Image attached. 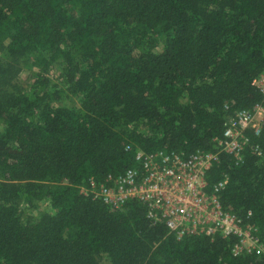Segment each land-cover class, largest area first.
Here are the masks:
<instances>
[{
    "label": "trees",
    "instance_id": "1",
    "mask_svg": "<svg viewBox=\"0 0 264 264\" xmlns=\"http://www.w3.org/2000/svg\"><path fill=\"white\" fill-rule=\"evenodd\" d=\"M0 54V264H264L234 236L176 240L140 203L80 193L137 150L215 153L228 114L264 106V0H0ZM263 132L239 164L219 155L205 192L226 176L222 209L250 212L264 249Z\"/></svg>",
    "mask_w": 264,
    "mask_h": 264
},
{
    "label": "built area",
    "instance_id": "2",
    "mask_svg": "<svg viewBox=\"0 0 264 264\" xmlns=\"http://www.w3.org/2000/svg\"><path fill=\"white\" fill-rule=\"evenodd\" d=\"M259 79L254 85L264 96V79ZM263 126L264 106H256L251 111H235L227 115L222 136L215 139L217 152L186 154L161 150L145 153L137 150L134 158L137 168H130L117 177L109 176L101 185L91 179L80 193L101 201L114 211L121 210L129 202L140 203L147 208V217L164 223L176 240L192 236H234L238 238L232 250L234 256L261 253L264 249L256 235L257 229L249 222L251 213L240 216L225 211L218 201L227 177L215 184L210 194L205 188L206 174L218 163L219 155H228L239 164L252 140L246 133L259 138ZM253 151L256 156H262L257 145Z\"/></svg>",
    "mask_w": 264,
    "mask_h": 264
},
{
    "label": "rangeland",
    "instance_id": "3",
    "mask_svg": "<svg viewBox=\"0 0 264 264\" xmlns=\"http://www.w3.org/2000/svg\"><path fill=\"white\" fill-rule=\"evenodd\" d=\"M0 57H2L1 54H0ZM59 71H60L59 67L54 66L47 74L46 73L42 74V78H46L49 81L50 88H53L52 85L61 84V79L59 78ZM36 73L37 71L31 70V68H25L19 76V82L21 83L22 86H25L28 89L30 85L33 83V81L35 80V77H33V75ZM259 78L264 79V74H262ZM56 104L59 106H64V107H73L77 105V100L75 98H72L71 96L69 97L63 96L62 100ZM263 130H264V126H263ZM46 207H47L46 204L39 203L38 207L31 212L30 209H28V207H26L25 205L23 204L20 205V209L23 212V216L31 214L33 217H36L40 213V210L45 209ZM101 264H109V262L107 261L106 258H102Z\"/></svg>",
    "mask_w": 264,
    "mask_h": 264
}]
</instances>
